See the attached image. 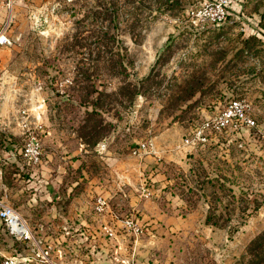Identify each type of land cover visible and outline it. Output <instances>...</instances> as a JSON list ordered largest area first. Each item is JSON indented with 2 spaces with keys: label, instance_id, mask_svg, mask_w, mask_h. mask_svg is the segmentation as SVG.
Masks as SVG:
<instances>
[{
  "label": "rangeland",
  "instance_id": "1",
  "mask_svg": "<svg viewBox=\"0 0 264 264\" xmlns=\"http://www.w3.org/2000/svg\"><path fill=\"white\" fill-rule=\"evenodd\" d=\"M205 1L0 0V126L17 127L0 130V199L29 226L28 195L46 187L45 174L53 189L94 195L95 178L116 166L107 148L128 155L138 142L183 141L239 97L253 127L186 146L184 164L162 155L143 168V154L118 171L192 176L173 182L186 185V206L175 219L169 207L141 238L149 264H264V0H234L223 24L200 26L192 10ZM22 109L43 126L44 167L24 163ZM30 228L33 238L19 240L0 219V264H51L47 229ZM106 244L102 263L119 264Z\"/></svg>",
  "mask_w": 264,
  "mask_h": 264
},
{
  "label": "crops",
  "instance_id": "2",
  "mask_svg": "<svg viewBox=\"0 0 264 264\" xmlns=\"http://www.w3.org/2000/svg\"><path fill=\"white\" fill-rule=\"evenodd\" d=\"M0 130H2L1 135L10 137V133H15L17 127L12 128L7 121H4L1 123ZM155 141V143L150 144L148 152H142L140 154H134L133 150L139 147L141 142H138L137 145L133 147L132 153L128 155L107 148V154L115 158L116 166H114V171L110 172L107 179L104 176L95 178L100 180L96 181L98 185L95 187L96 194L94 195L90 193L94 191H88V188L79 189L72 193L71 189H53L50 185V176L53 174H45L46 176L43 180L46 183V187L41 189L37 187L34 188L28 195V202L31 203L36 211V217L38 218L34 219L36 222L30 220V226L39 229H47L46 242L48 255L51 257L50 259L54 261L58 259L57 256L60 254L61 264H71L72 260L84 257V253L81 250L82 247L87 245L95 246L97 240L96 238H92L93 235H91V230H95L94 222L96 226H99V223L94 214V203L92 206L88 204L91 202L88 196L106 195L112 198L121 197L124 204L136 209L145 219L151 220H156L157 218L163 219L165 213H167L166 211L171 208V212H173V217L175 219L176 213H180L179 211L182 210V207L186 206L183 205L185 202L186 185L178 183L176 186L173 182L182 179L181 182L184 180L190 183L191 175L185 173L182 178L178 176L172 177L160 168L158 172H147L146 175L138 172L136 176L118 171L120 168V161L128 159L129 157L137 158L136 156H142L143 154L145 155L143 159L145 162L142 163L143 168H145L144 166L150 160H157L160 161V163H163V161L168 162V160L170 162L174 160L182 164L187 162V160L183 158V152L184 150L187 152V150L191 148L187 149L186 146L182 147L181 141L177 143H173V141L170 142L166 139ZM154 151L157 152V156L152 155V153H155ZM162 155L164 156L163 161L160 159ZM139 159L143 161L141 158ZM41 166L44 167L43 162ZM128 169H131V166H128ZM31 175L37 180L42 176L38 171H34ZM89 176V174L83 172V176H80V180L90 178ZM145 183L147 184L146 186H144ZM190 187L197 189L192 184ZM145 189L152 193L151 197L143 198V196H145ZM21 212H24L23 209H21ZM153 217L154 219H152ZM68 226L74 227V231L71 232L68 230ZM78 229H81L82 233L79 232ZM146 236L148 235L146 234ZM149 243H144L142 240L139 241L136 249L135 264H149L146 257H141V248L148 246ZM71 244L78 246L77 250L72 252L69 249L71 248ZM125 246L127 252L130 254V251L133 249V242H131L130 239H126ZM123 251H125V249ZM71 258L73 259L70 260ZM97 258L94 259V263L100 262L99 257ZM55 263L58 264L57 262Z\"/></svg>",
  "mask_w": 264,
  "mask_h": 264
},
{
  "label": "built area",
  "instance_id": "3",
  "mask_svg": "<svg viewBox=\"0 0 264 264\" xmlns=\"http://www.w3.org/2000/svg\"><path fill=\"white\" fill-rule=\"evenodd\" d=\"M234 0H207L200 7L192 10L193 16L197 19V24L200 26H216L223 24L230 14V6ZM5 31V30H4ZM0 36V44L6 40L4 32ZM4 37L5 39H1ZM18 125L22 134L25 135V145L22 149V155L25 160L33 165H38L43 162L44 145L42 142L43 126L41 123H34L27 109L19 111ZM256 120L248 113L247 103L244 99L235 97L229 100L221 109L215 112L208 113L201 124L193 130L191 137H186L182 142L183 146H193L196 143L205 145L212 134L222 133L228 127H238L246 125L253 127ZM150 144L141 142L139 147L133 150L134 154L148 152ZM146 196L151 195V192L145 189ZM112 197L106 195H97L94 202V214L99 226L95 230H91L92 238L103 236L113 246L111 252L115 253V261L119 264H135L136 249L142 237L150 231V225L145 222L141 214L134 208L125 215H121L114 210L111 204ZM0 219L5 223L9 232L17 239L33 238V231L29 224L21 216V214L11 205H6L0 199ZM86 232V230L84 229ZM126 239L133 242V249L130 254L126 250ZM39 243V242H38ZM125 249V251H123ZM47 252L48 261L51 264H56L50 259ZM120 256V257H119ZM86 257L74 259L71 264H88ZM92 264H104L102 262ZM111 263L114 264L113 259Z\"/></svg>",
  "mask_w": 264,
  "mask_h": 264
},
{
  "label": "trees",
  "instance_id": "4",
  "mask_svg": "<svg viewBox=\"0 0 264 264\" xmlns=\"http://www.w3.org/2000/svg\"><path fill=\"white\" fill-rule=\"evenodd\" d=\"M121 50V49H120ZM122 65V64H121ZM136 93V92H135ZM97 108L98 107H94V109H93V112H96V110H97ZM198 126V125H197ZM196 126V127H197ZM24 163H26V164H31L30 162H28L27 160H25L24 159ZM111 204H112V207H113V209L114 210H116V211H118L121 215H125V214H127L128 212H130L131 210H132V208L131 207H129V206H127L126 204H124L123 203V200L121 199V197H114V198H112L111 199ZM141 214V213H140ZM141 217H143L144 218V216L141 214ZM145 219V218H144ZM145 222H147L150 226L152 225V221H151V219H145ZM74 225V224H73ZM71 226V225H70ZM68 230H70L71 232H73L74 231V227H69L68 226ZM78 231L79 232H81L82 233V230L81 229H78ZM97 241H96V243H95V246L94 245H87V246H84V247H82L81 248V250H82V252L84 253V257H91L90 258V262L91 261H94V259L95 258H97V257H99V260H101V262H102V255L100 256V252H102L103 253V251H104V247H103V244H106V243H108V241L103 237V236H100V237H98L97 239H96ZM105 241H106V243H105ZM76 243V242H75ZM74 243V244H75ZM46 244H47V242H46ZM111 244V243H110ZM106 246H108L107 244H106ZM71 248H69L72 252L74 251V250H77V248H78V246H74L73 244H71V246H70ZM107 249H109L110 251H111V249L109 248V246L106 248V250ZM98 255V256H97ZM107 256V255H106ZM108 257V256H107ZM107 257H105L104 259H103V261H105L106 260V258ZM98 259V258H97ZM104 263V262H103Z\"/></svg>",
  "mask_w": 264,
  "mask_h": 264
}]
</instances>
